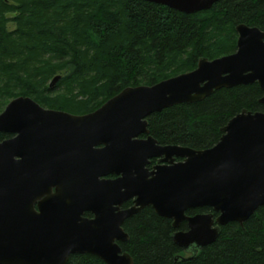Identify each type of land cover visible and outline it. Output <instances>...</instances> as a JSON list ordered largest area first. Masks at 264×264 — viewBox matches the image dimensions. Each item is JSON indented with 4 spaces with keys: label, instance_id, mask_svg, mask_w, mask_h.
<instances>
[{
    "label": "water",
    "instance_id": "obj_1",
    "mask_svg": "<svg viewBox=\"0 0 264 264\" xmlns=\"http://www.w3.org/2000/svg\"><path fill=\"white\" fill-rule=\"evenodd\" d=\"M146 1L195 13L218 0ZM236 30L233 53L202 57L195 69L152 85L128 86L85 114L30 96L10 100L0 112V134H12L0 140V264H66L77 253L133 264L120 244L130 238L123 224L148 206L175 228L187 222L173 239L180 256L191 258L222 226L243 225L264 205V111L242 110L206 149L161 144L148 127L152 113L223 87L258 82L264 90V30L245 23ZM205 206L218 215L187 213Z\"/></svg>",
    "mask_w": 264,
    "mask_h": 264
},
{
    "label": "trees",
    "instance_id": "obj_2",
    "mask_svg": "<svg viewBox=\"0 0 264 264\" xmlns=\"http://www.w3.org/2000/svg\"><path fill=\"white\" fill-rule=\"evenodd\" d=\"M240 23L264 30V0H218L195 13L146 0H0V112L18 96L76 114L94 111L128 86L152 85L195 69L202 57L233 53ZM38 56L47 59L29 69ZM263 96L258 82L223 87L152 113L148 127L161 144L210 148L236 114L264 111ZM199 212L218 215L208 206L187 211ZM172 222L151 206L125 220L130 238L120 244L133 264H264V205L243 225L222 226L216 241L191 258L180 256L185 252L173 239L187 222ZM66 264L107 263L77 253Z\"/></svg>",
    "mask_w": 264,
    "mask_h": 264
},
{
    "label": "rangeland",
    "instance_id": "obj_3",
    "mask_svg": "<svg viewBox=\"0 0 264 264\" xmlns=\"http://www.w3.org/2000/svg\"><path fill=\"white\" fill-rule=\"evenodd\" d=\"M9 28H13L14 27V24L12 23V22H9ZM45 59H47L46 57H42V56H38V57H36V59H35V61L34 62H30V65H28L29 67V69H31L33 66H35V64H42L43 63V61L45 60ZM59 73H62V72H59ZM58 73V74H59ZM54 78V77H53ZM53 78H51L50 80H49V83L51 84V82L53 81ZM57 84V83H56ZM55 86V85H54Z\"/></svg>",
    "mask_w": 264,
    "mask_h": 264
},
{
    "label": "flooded vegetation",
    "instance_id": "obj_4",
    "mask_svg": "<svg viewBox=\"0 0 264 264\" xmlns=\"http://www.w3.org/2000/svg\"><path fill=\"white\" fill-rule=\"evenodd\" d=\"M143 136V135H142ZM153 160V159H152ZM156 161L152 164V162H151V164L152 165H154L156 162H157V159H155ZM125 207V206H124ZM128 207V206H127ZM86 213H88V212H86ZM91 214V213H90ZM90 216H92V214L90 215Z\"/></svg>",
    "mask_w": 264,
    "mask_h": 264
}]
</instances>
